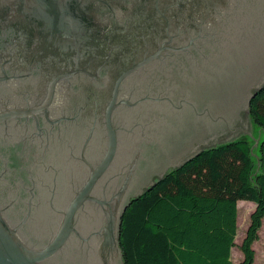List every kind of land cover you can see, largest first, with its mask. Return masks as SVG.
<instances>
[{"label":"water","instance_id":"water-1","mask_svg":"<svg viewBox=\"0 0 264 264\" xmlns=\"http://www.w3.org/2000/svg\"><path fill=\"white\" fill-rule=\"evenodd\" d=\"M255 73L261 74L253 85ZM129 79L137 88L135 96L127 88ZM20 80L22 95L32 96L33 102L40 99L39 104L10 108L12 95H21L19 90L7 92L0 99V124L35 114L48 118L58 86L80 80L72 87L66 111L77 121L66 118L54 124L69 127L82 120L92 136L96 127L106 126V154L61 211L54 235L29 246L0 206V264H45L67 259L64 251L72 236L79 235L75 220L85 203L102 204L91 191L119 148L116 114L137 120L145 105L204 95L208 104L232 108L243 121L232 138L209 148L245 139L257 155L264 130L253 122L250 105L264 87V0H0V85ZM218 114L215 119L224 121L226 115ZM152 145L144 140L132 148V172L145 165ZM209 148L191 153L175 169ZM167 174L134 194L109 219V251H100L104 264L123 259L118 244L127 208Z\"/></svg>","mask_w":264,"mask_h":264},{"label":"flooded vegetation","instance_id":"flooded-vegetation-1","mask_svg":"<svg viewBox=\"0 0 264 264\" xmlns=\"http://www.w3.org/2000/svg\"><path fill=\"white\" fill-rule=\"evenodd\" d=\"M260 74L253 75V85ZM129 81L127 88L135 96L137 88ZM78 83L80 80L58 86L56 103L50 107L48 118L35 114L0 124V206L21 239L32 247H36L37 240L54 235L63 218L61 211L86 183L91 168L95 169L106 154V126L96 127L92 136L90 127L82 120L69 127L54 124L66 118L77 121L66 111L71 107L72 87ZM21 84V80L1 84L0 99L7 92L17 93ZM24 91L19 90L21 97L12 95L14 100L9 101L8 107H36L40 99L33 102L32 96L22 95ZM213 105L206 102L204 95H192L182 102L173 98L145 105L138 110L137 120L128 121L125 115L116 114L113 123L118 129L119 148L91 191V196L102 200V204L85 203L75 220L79 235L72 236L64 251L67 259L60 257L45 264H104L100 251H109L106 239L109 219L119 214L123 205L150 182L175 170L196 150L227 141L243 124L234 109ZM216 113L220 117L226 115L224 121H217ZM144 140L153 145L145 165L132 172L135 159L132 148ZM118 247L121 248L120 239ZM123 261L121 258L117 264Z\"/></svg>","mask_w":264,"mask_h":264},{"label":"trees","instance_id":"trees-1","mask_svg":"<svg viewBox=\"0 0 264 264\" xmlns=\"http://www.w3.org/2000/svg\"><path fill=\"white\" fill-rule=\"evenodd\" d=\"M250 116L264 130V87ZM241 201L255 210L235 263ZM263 220L264 138L257 155L237 138L170 171L134 201L122 218L120 247L125 264H254Z\"/></svg>","mask_w":264,"mask_h":264},{"label":"rangeland","instance_id":"rangeland-1","mask_svg":"<svg viewBox=\"0 0 264 264\" xmlns=\"http://www.w3.org/2000/svg\"><path fill=\"white\" fill-rule=\"evenodd\" d=\"M255 210L254 202L241 201L238 204V234L236 237L237 246L233 249L232 259L236 263L243 259V253L240 248L251 222L252 213ZM256 251L254 264H264V220L263 227L259 233L258 240L253 245Z\"/></svg>","mask_w":264,"mask_h":264}]
</instances>
